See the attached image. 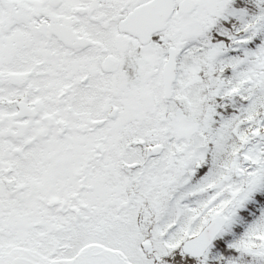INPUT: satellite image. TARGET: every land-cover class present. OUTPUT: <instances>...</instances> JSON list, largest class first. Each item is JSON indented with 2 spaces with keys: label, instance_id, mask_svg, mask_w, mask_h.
<instances>
[{
  "label": "snow or ice",
  "instance_id": "snow-or-ice-1",
  "mask_svg": "<svg viewBox=\"0 0 264 264\" xmlns=\"http://www.w3.org/2000/svg\"><path fill=\"white\" fill-rule=\"evenodd\" d=\"M0 264H264V0H0Z\"/></svg>",
  "mask_w": 264,
  "mask_h": 264
}]
</instances>
